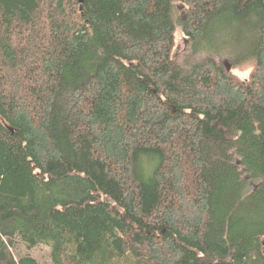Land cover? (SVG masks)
Segmentation results:
<instances>
[{
    "label": "trees",
    "instance_id": "16d2710c",
    "mask_svg": "<svg viewBox=\"0 0 264 264\" xmlns=\"http://www.w3.org/2000/svg\"><path fill=\"white\" fill-rule=\"evenodd\" d=\"M19 242L264 264V0H0V264H40Z\"/></svg>",
    "mask_w": 264,
    "mask_h": 264
},
{
    "label": "rangeland",
    "instance_id": "374dc122",
    "mask_svg": "<svg viewBox=\"0 0 264 264\" xmlns=\"http://www.w3.org/2000/svg\"><path fill=\"white\" fill-rule=\"evenodd\" d=\"M177 52L181 53L184 51L187 47L185 40L182 37L181 31L178 30L177 35ZM232 70V67H231ZM258 185V181H251L248 190L252 188H256ZM16 255L19 256H24V255H30L37 259L40 264H52L51 260V252L48 248L46 247H37L35 249L29 250L26 248L25 245L21 244L20 242L16 246L15 250Z\"/></svg>",
    "mask_w": 264,
    "mask_h": 264
},
{
    "label": "clouds",
    "instance_id": "9594fccd",
    "mask_svg": "<svg viewBox=\"0 0 264 264\" xmlns=\"http://www.w3.org/2000/svg\"><path fill=\"white\" fill-rule=\"evenodd\" d=\"M251 71H252V67L249 65L247 67V70L245 72H243V73L236 72V74L239 75V76H241V78H247L248 75L251 73Z\"/></svg>",
    "mask_w": 264,
    "mask_h": 264
},
{
    "label": "water",
    "instance_id": "95a60500",
    "mask_svg": "<svg viewBox=\"0 0 264 264\" xmlns=\"http://www.w3.org/2000/svg\"><path fill=\"white\" fill-rule=\"evenodd\" d=\"M81 2H82V0H81ZM227 68H228V72H230L231 71V66L227 65Z\"/></svg>",
    "mask_w": 264,
    "mask_h": 264
},
{
    "label": "bare ground",
    "instance_id": "6f19581e",
    "mask_svg": "<svg viewBox=\"0 0 264 264\" xmlns=\"http://www.w3.org/2000/svg\"><path fill=\"white\" fill-rule=\"evenodd\" d=\"M240 164V163H239Z\"/></svg>",
    "mask_w": 264,
    "mask_h": 264
}]
</instances>
